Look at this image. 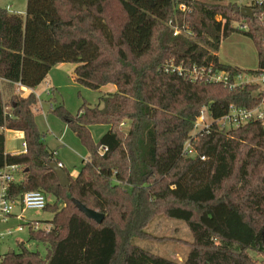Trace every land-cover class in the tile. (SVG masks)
<instances>
[{"label": "trees", "instance_id": "obj_1", "mask_svg": "<svg viewBox=\"0 0 264 264\" xmlns=\"http://www.w3.org/2000/svg\"><path fill=\"white\" fill-rule=\"evenodd\" d=\"M180 3L189 11L176 9ZM170 20L194 37L174 36ZM240 21L249 29L232 25ZM235 31L257 45L259 68L249 73L264 71V27L245 17L238 4L27 0L25 15L0 7V78L16 90L10 105L0 90V168L24 167L11 198L42 190L64 204L61 210L47 204L54 213L50 230L30 228V239L46 246L45 255L21 243L0 264H257L248 250L264 254V123L199 133L192 140L195 157L184 147L204 107L217 119L232 105L259 106L264 94L254 83L231 88L165 70L173 59L187 67L213 64L241 72L218 56L222 40ZM65 62L77 64L76 81L89 88H118L99 104H84L75 116L63 106L53 109L89 150L79 174L68 173V186L50 165L59 160L36 122V95L18 93L20 86L44 83L52 67ZM93 124L110 126L97 143ZM6 129L24 132L25 152H6ZM74 198L104 220L89 218ZM161 213L186 221L191 230L183 263L134 243L146 238V228Z\"/></svg>", "mask_w": 264, "mask_h": 264}, {"label": "rangeland", "instance_id": "obj_2", "mask_svg": "<svg viewBox=\"0 0 264 264\" xmlns=\"http://www.w3.org/2000/svg\"><path fill=\"white\" fill-rule=\"evenodd\" d=\"M0 7H11L12 10L25 15L27 0H0ZM218 56L222 63L238 68L246 74L259 68V54L256 43L251 36L240 31H235L222 40ZM71 68L72 64L70 62L66 63L64 69H61L58 75L54 91L51 94L43 93L41 95L42 106L35 111V119L40 131L46 134L45 143L47 147L56 150L57 158L64 163L66 172L75 177L79 173L84 160L88 158L89 150L74 131L69 128L67 122L54 113L53 109L63 106L75 116L84 104L96 105L100 98L105 95L104 91L106 90L92 89L77 82L72 76ZM43 88L44 85L42 84L37 90L40 92ZM0 90H3L5 93L4 99L10 105L9 102L16 90L9 89L5 85H2ZM36 103L35 107L38 106V99ZM8 110H11L10 106H8ZM48 129H51L53 133H50ZM108 129L109 125L107 124H93L91 133L94 142L97 143ZM63 133L64 137L61 143L57 136L60 137ZM5 135L6 147L9 151L23 150L24 137L21 133L15 130H7ZM46 197L48 203L51 204L50 206H55L57 210H61L64 206L63 203L58 202L54 195L46 193ZM50 206L42 210L29 209L25 212L24 219L11 215L7 222H1L0 232L6 233L8 230H12V233L2 239L0 253L4 254L10 250L19 252L20 244L24 243L30 250H38L42 255H45L47 253L46 246L30 239V226L27 222L37 220L39 228L36 230H50L52 225L49 221L54 216V213L49 210ZM20 209V205L17 204L14 214H19ZM22 224L23 230L19 231L18 227ZM146 231V238H134V243L179 263L185 261L191 248L190 244L193 242V235L186 221L169 218L166 214L161 213L151 220ZM248 253L257 264L264 263V254L254 250H248Z\"/></svg>", "mask_w": 264, "mask_h": 264}, {"label": "built area", "instance_id": "obj_3", "mask_svg": "<svg viewBox=\"0 0 264 264\" xmlns=\"http://www.w3.org/2000/svg\"><path fill=\"white\" fill-rule=\"evenodd\" d=\"M208 1L238 4L241 8L249 7L252 10L253 18H257L264 27V0ZM7 9L9 12L18 13L15 10H12L11 7H8ZM176 9L186 13L189 11L190 8L186 4L180 3L176 7ZM218 19H221V17H219ZM168 23L173 30L174 36L184 34L191 38L194 37L193 31L176 25L173 20H170ZM232 25L240 30L249 29V23L245 21L234 22ZM165 70L167 72L177 73L178 75L186 76L193 81L200 80L210 83H222L231 88L247 83H254L260 86V90L264 94V71L258 74H246L242 71L232 73L229 70L215 67L213 64L209 66H200L198 64H194L191 67H187L183 63L176 64L173 59L168 60L165 66ZM47 93L51 94L52 88L49 87ZM257 120H260L264 123V100L262 104L254 108H246L232 105L225 115L217 119L210 116L208 107H204L194 122L192 138L186 142L184 152L191 157L197 156V151L193 147L192 140L193 138H196L199 133H210L213 130L227 131L233 128L240 127L251 121ZM24 147H26V143ZM102 150H107V147H102ZM54 156L57 157L56 150L54 151ZM202 159H205V156H202ZM57 164L60 167L64 168L63 162L58 161ZM20 175H24V167L22 165L6 164L4 167L0 168V223L7 222L9 216L16 215L14 214V209L17 204L20 205L21 208L20 213L16 215L19 219L25 218V212L27 210H42L45 209L48 204L46 193L42 190L26 191L17 199L11 198L10 189L12 188V185L14 183L19 182L18 177ZM27 224L30 226V228H39L38 223L36 222L28 221ZM18 230H23V224L18 227ZM11 233L12 230H8L6 233L0 232V243L6 235H9ZM4 254L0 253V262L2 261Z\"/></svg>", "mask_w": 264, "mask_h": 264}, {"label": "crops", "instance_id": "obj_4", "mask_svg": "<svg viewBox=\"0 0 264 264\" xmlns=\"http://www.w3.org/2000/svg\"><path fill=\"white\" fill-rule=\"evenodd\" d=\"M221 61V60H220ZM66 63H68V62H65V63H59V64H57V65H54L53 67H52V69L50 70V72H49V74H48V76H47V78H46V80L44 81V83H42L43 85H44V88H43V90H41L40 92L37 90V88L39 87V86H41L42 84H40L39 86H37L36 88H34V89H31V88H27V87H25V86H23V87H19V89H18V93H20L22 96H28L29 94H31V93H34L35 95H36V97H37V99H38V106L37 107H35V105L37 104H35L34 106H33V112H34V114H35V111L36 110H39V108H41V106H42V104H41V100H40V97H41V95L43 94V93H46L47 94V90H48V88L50 87V88H52V91H53V89H55V84H57V81H58V75L60 74V71H61V69H64V65L66 64ZM72 64V68H71V72L73 73V78H75V80H76V77H75V68L77 67V64L76 63H71ZM3 85V80L0 78V89H1V86ZM100 89H102V90H106V91H104L105 92V95L106 94H110V93H115V92H117V86L115 85V84H107V85H103V86H101L100 87ZM104 96V95H103ZM100 103V101L97 103V104H99ZM92 126V125H91ZM91 126H90V129H91ZM109 129H110V126H109ZM108 129V130H109ZM7 130H12V129H6L5 131H7ZM107 130V131H108ZM15 131H17V130H15ZM48 131H50V133L52 132V130L51 129H48ZM106 131V132H107ZM17 132H19V133H21V135L24 137V132L23 131H17ZM105 132V133H106ZM53 133V132H52ZM105 133H103V134H105ZM6 136V135H5ZM63 137H64V133H63V135L62 136H57V138H58V140L62 143L63 142ZM24 145H25V138H24V142H23V147H24ZM5 149H6V152H10V153H13V154H19V153H23V152H25V150H26V147H24L23 148V150L22 151H20V150H16V151H9V149H7V147H6V143H5ZM48 149H49V147H48ZM51 152L52 151H55V150H51V149H49ZM89 157V156H88ZM58 160L60 161V159L58 158ZM62 162V161H61ZM64 164V163H63ZM64 167H65V165H64ZM79 174V173H78ZM77 174V175H78ZM76 175V176H77ZM75 176V177H76ZM24 178V175H20L19 177H18V180L19 181H21L22 179ZM17 215V214H16ZM15 215V216H16ZM31 221H33V220H31ZM33 222H36V223H38V221L37 220H34ZM38 225H39V223H38Z\"/></svg>", "mask_w": 264, "mask_h": 264}, {"label": "water", "instance_id": "obj_5", "mask_svg": "<svg viewBox=\"0 0 264 264\" xmlns=\"http://www.w3.org/2000/svg\"><path fill=\"white\" fill-rule=\"evenodd\" d=\"M241 9H242V13L245 17H249L251 19L253 18L251 8L242 7ZM50 165H51L52 169L58 174L61 184L63 186H68L70 184V178H69L66 170L64 168L60 167L56 162H52ZM73 201L77 205V207L82 212H84L89 218L96 220L98 223H101L104 220L105 215L103 213H100L94 209L87 207L85 204H83L81 201H79L76 198H74ZM10 252L12 253L13 250H10Z\"/></svg>", "mask_w": 264, "mask_h": 264}]
</instances>
